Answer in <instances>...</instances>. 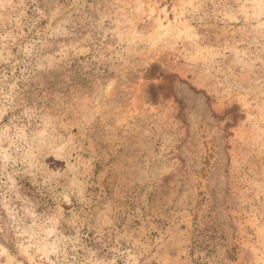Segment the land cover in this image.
<instances>
[{
	"label": "rangeland",
	"instance_id": "rangeland-1",
	"mask_svg": "<svg viewBox=\"0 0 264 264\" xmlns=\"http://www.w3.org/2000/svg\"><path fill=\"white\" fill-rule=\"evenodd\" d=\"M0 264H264V0H0Z\"/></svg>",
	"mask_w": 264,
	"mask_h": 264
}]
</instances>
